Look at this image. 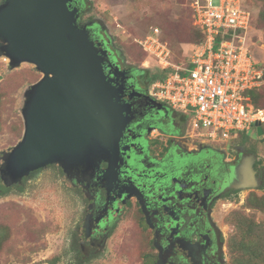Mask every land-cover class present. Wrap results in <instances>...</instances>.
Wrapping results in <instances>:
<instances>
[{
  "label": "flooded vegetation",
  "instance_id": "obj_1",
  "mask_svg": "<svg viewBox=\"0 0 264 264\" xmlns=\"http://www.w3.org/2000/svg\"><path fill=\"white\" fill-rule=\"evenodd\" d=\"M69 3L104 57V72L121 90L125 127L115 155L98 161L93 172L68 175L54 163L7 186L22 190L43 169L57 166L79 202L68 246L78 264L103 262L101 254L119 249L128 260L138 256V264H236L223 200L239 190L264 194L259 157L249 143L230 141L228 149L202 140L191 131L189 113L167 104L168 111L158 109L162 101L149 96L148 80L159 70L128 64L102 20L84 17L87 0Z\"/></svg>",
  "mask_w": 264,
  "mask_h": 264
},
{
  "label": "water",
  "instance_id": "obj_2",
  "mask_svg": "<svg viewBox=\"0 0 264 264\" xmlns=\"http://www.w3.org/2000/svg\"><path fill=\"white\" fill-rule=\"evenodd\" d=\"M77 17L69 0L0 3V56L10 68L27 62L41 73L24 93L21 137L0 154L6 185L54 163L68 175L91 173L116 153L126 124L121 90L104 72V57ZM157 108L168 111L163 102ZM254 127L261 138L262 122Z\"/></svg>",
  "mask_w": 264,
  "mask_h": 264
},
{
  "label": "rangeland",
  "instance_id": "obj_3",
  "mask_svg": "<svg viewBox=\"0 0 264 264\" xmlns=\"http://www.w3.org/2000/svg\"><path fill=\"white\" fill-rule=\"evenodd\" d=\"M244 4L251 9L253 18L263 7L261 0H249ZM84 7V17L100 18L122 59L139 69L146 66L149 71L152 68L159 70L156 68L160 64L157 58L152 55L143 58L137 49L136 40L151 29H159L161 39L170 48V60L175 64L187 59L193 49L191 43H196L198 37L191 24L190 7L186 0H87ZM245 43L256 60L264 61V23L257 19L251 23ZM40 77L41 73L33 64L22 62L10 68L8 59L0 56V154L21 137L23 125L20 109L24 93ZM261 92L264 95V89ZM262 126L264 129V122ZM234 136L233 140L209 142L228 149L230 141L244 145L249 143L259 157L258 163L264 165V134L258 138L255 127H252L236 132ZM37 177L27 181L22 190L13 186L0 196V220L4 218V211L11 218L8 245L0 253V264H49L44 262L46 259L52 260V264H78L72 260L68 246L78 219L79 202L57 166L43 169ZM259 193V190L249 193L239 190L227 195L221 212L226 217L232 211L239 210L245 217L255 220L254 233L264 243V212L244 205L250 194L260 196ZM224 220L229 226L230 242L235 228ZM120 237L118 234L113 240L115 246L119 244ZM101 255L100 258L105 259L103 262L95 260L88 264H138V256L128 260L130 256L122 249L117 253L114 250L105 251ZM242 259L245 260V256Z\"/></svg>",
  "mask_w": 264,
  "mask_h": 264
},
{
  "label": "built area",
  "instance_id": "obj_4",
  "mask_svg": "<svg viewBox=\"0 0 264 264\" xmlns=\"http://www.w3.org/2000/svg\"><path fill=\"white\" fill-rule=\"evenodd\" d=\"M192 24L203 39L181 64L171 62V51L157 27L137 43L167 70L149 85V96L189 113L192 133L206 141H228L234 133L264 122L246 91L264 84V71L245 43L253 13L243 0H186Z\"/></svg>",
  "mask_w": 264,
  "mask_h": 264
},
{
  "label": "trees",
  "instance_id": "obj_5",
  "mask_svg": "<svg viewBox=\"0 0 264 264\" xmlns=\"http://www.w3.org/2000/svg\"><path fill=\"white\" fill-rule=\"evenodd\" d=\"M245 1L248 2L249 0H245ZM261 1L263 2V7L257 12L252 22H254V20L257 19L261 23H264V0ZM189 11L191 15L190 8ZM191 24H192V17H191ZM192 27L195 33L198 35L196 43L200 42L203 39L202 33L193 24ZM137 49L143 54V58H145L146 55H148L147 52L138 43H137ZM259 66L262 67L264 71V61H259ZM164 72L165 71L159 67L158 73L154 74L152 77L149 78L148 80L149 85L153 81L164 77L166 74ZM262 87L263 84L258 88H252L246 91L249 100L256 109H264V105L262 104L263 93L261 92V90H263L264 88ZM1 103H2V99L0 98V105ZM11 187H8L6 184L2 183L0 179V196L5 195ZM244 205L246 208L259 209L264 212V194L260 196L250 194L247 197ZM3 215L4 218L0 220V253L8 245V240L10 236L11 218L9 214L6 213L5 211ZM225 219L235 228L234 235L231 236L229 242V248L232 254L233 261L236 264H264V243L262 242V240H259L256 233H254L253 229L255 226V220L245 217L239 210L232 211L228 216L225 217ZM244 256H245V260L242 259V257ZM44 262H48L49 264H52L53 261L50 259H46L44 260Z\"/></svg>",
  "mask_w": 264,
  "mask_h": 264
}]
</instances>
